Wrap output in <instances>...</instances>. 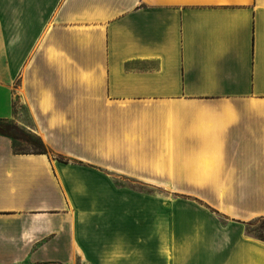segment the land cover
I'll use <instances>...</instances> for the list:
<instances>
[{"label":"crops","instance_id":"obj_1","mask_svg":"<svg viewBox=\"0 0 264 264\" xmlns=\"http://www.w3.org/2000/svg\"><path fill=\"white\" fill-rule=\"evenodd\" d=\"M18 105L49 153L0 135V264H264V0H0Z\"/></svg>","mask_w":264,"mask_h":264},{"label":"rangeland","instance_id":"obj_2","mask_svg":"<svg viewBox=\"0 0 264 264\" xmlns=\"http://www.w3.org/2000/svg\"><path fill=\"white\" fill-rule=\"evenodd\" d=\"M16 111L17 114H21L19 116L20 120L12 121L8 126H6V128L4 127L3 129L16 138V140L14 141V146L16 147V149L25 152H33L34 150H37V135L25 123V113H23V109L20 105L17 106ZM117 183L118 185L129 186L141 192L163 193V191L158 189H153L139 184H129L123 180H118ZM252 230H255L256 232L264 236V218H259L255 220Z\"/></svg>","mask_w":264,"mask_h":264},{"label":"trees","instance_id":"obj_3","mask_svg":"<svg viewBox=\"0 0 264 264\" xmlns=\"http://www.w3.org/2000/svg\"><path fill=\"white\" fill-rule=\"evenodd\" d=\"M12 121L10 120H0V135H5L8 137H11L13 139V148L16 154H48L49 150L47 149V147L45 146V144L42 142V140L40 139V137L37 136V150H34L33 152H25V151H21L16 149V147L14 146V141L16 140V138L12 135H10L7 131H5L3 128L6 126H8ZM4 125V126H3ZM59 161L61 162H65L68 163V160H65L63 158H57ZM260 218H264V217H260ZM259 218H256L254 220H251L250 222L246 223V231L247 234L252 237L255 238L259 241L264 242V236L258 232H256L255 230H252V227L254 226V221L257 220Z\"/></svg>","mask_w":264,"mask_h":264}]
</instances>
